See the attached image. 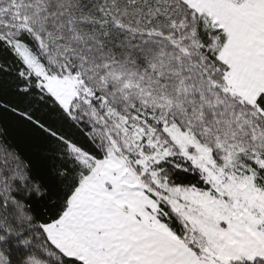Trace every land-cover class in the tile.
Wrapping results in <instances>:
<instances>
[{
	"label": "snow or ice",
	"instance_id": "6c2138e0",
	"mask_svg": "<svg viewBox=\"0 0 264 264\" xmlns=\"http://www.w3.org/2000/svg\"><path fill=\"white\" fill-rule=\"evenodd\" d=\"M0 264H264V0H0Z\"/></svg>",
	"mask_w": 264,
	"mask_h": 264
}]
</instances>
